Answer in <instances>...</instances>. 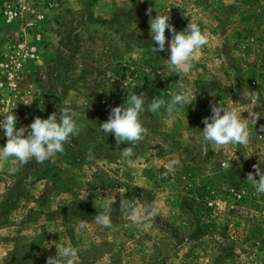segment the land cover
Returning <instances> with one entry per match:
<instances>
[{"label": "rangeland", "instance_id": "rangeland-1", "mask_svg": "<svg viewBox=\"0 0 264 264\" xmlns=\"http://www.w3.org/2000/svg\"><path fill=\"white\" fill-rule=\"evenodd\" d=\"M150 7L152 18L169 14L170 21L177 19L173 26L178 32L197 23L209 43L196 52L189 73L173 71L168 56L157 66L177 75L173 90L183 85L197 92L196 97L178 107L172 118L163 108L141 116L143 126L153 129L154 140L138 144L129 160L122 156L126 142L116 145L114 135L106 137L98 127L111 107L128 106L129 71L133 77L153 80V67L144 63L140 49L124 46L121 32L110 31L129 21L139 24L144 16L149 31ZM169 34L166 30L165 36ZM249 91L260 97V107L253 111H264V0H0V114L12 110L19 128L37 116L46 119L71 107L82 129L54 162L32 159L12 172L15 158L0 160V264H46L49 256L57 253L59 258L60 249L69 245L77 249L75 264L186 261L188 244L171 230L179 225L177 199L187 182L181 170L189 158L179 145L206 155V167H222L231 159L238 165L243 157L249 164L241 171L243 177L254 173L253 164L264 169V117L255 125L247 119L252 107ZM210 102L235 106L247 119V144L203 142L202 120L211 116ZM5 144L0 129V147ZM89 150L92 159L86 158ZM255 197L248 210L257 219L254 231L261 233L243 244L249 254L235 251L238 257L230 264H264L254 258L264 244V198ZM111 202L112 226L96 225L94 216ZM128 202H133L131 209L120 207ZM146 204L158 206L154 220L144 219ZM133 213L143 222H136ZM81 222L84 229L79 228ZM242 231V225L228 227L234 236ZM200 252L194 248V254ZM198 255L197 262L204 264L205 258Z\"/></svg>", "mask_w": 264, "mask_h": 264}, {"label": "clouds", "instance_id": "clouds-1", "mask_svg": "<svg viewBox=\"0 0 264 264\" xmlns=\"http://www.w3.org/2000/svg\"><path fill=\"white\" fill-rule=\"evenodd\" d=\"M152 8L147 9L149 15V35L156 47H152L154 53L167 51L168 62L173 71L189 73L194 67L195 54L203 46L209 43L208 37L204 34L197 23H188L183 31H177L169 22L170 16L156 14L151 17ZM171 34V39L167 40L165 31ZM168 45L167 49L165 45ZM197 92L183 89V85H177V89L170 91V99L165 101L161 98L148 100L145 92H132L127 100L128 106L111 107L108 118L99 125V130L106 137L113 134L116 145L126 142L129 146L123 148L122 156L131 160L134 156L135 147L140 144L148 134V129L143 126L141 116L146 112L156 113L164 109L167 116L172 118L178 107H186L195 100ZM251 100V111L249 114L253 125L257 120L264 117V111L256 112L254 108L260 107L259 94L249 91ZM211 116L204 117L202 132L203 142L225 146L228 144L245 145L250 140L249 126L246 118H242L235 106L226 107L224 105L210 102ZM15 108V107H14ZM58 113V114H57ZM0 129L6 137V144L0 147V160L6 161L15 158L17 165L10 171H18L20 167L35 159L37 163L44 161L54 162L57 154L64 152V145L69 143L73 137L78 136L82 129L78 125L75 117L76 112L71 107H64L57 112H53L46 119L37 116L28 126L16 127L17 116L11 110L8 113L0 114ZM264 131V125L260 126ZM26 134V135H25ZM207 154V150L205 151ZM88 159L93 158L91 150L87 154ZM233 160V159H231ZM231 160L222 164L224 169L232 167ZM253 172L247 173L246 180L252 182L257 194H264V169L259 164H253ZM254 176H258L256 179ZM121 208L131 209L133 202L120 205ZM113 202L107 203L104 210L94 216V222L104 228L112 226L111 213ZM136 222H143L138 213H133ZM159 215V208L155 204H146L143 208L144 219L154 220ZM80 229L85 228V223L81 222ZM77 256V249L63 246L55 256H49L46 264H75L74 258Z\"/></svg>", "mask_w": 264, "mask_h": 264}, {"label": "trees", "instance_id": "trees-1", "mask_svg": "<svg viewBox=\"0 0 264 264\" xmlns=\"http://www.w3.org/2000/svg\"><path fill=\"white\" fill-rule=\"evenodd\" d=\"M146 18V16L142 17L139 24L135 25L130 24L128 20L126 27L117 29V31H110V33L121 32L124 36V46L127 49H140L144 63L146 65L148 63L153 67L151 69L154 75L153 80H149L144 76L139 78L136 75V77H133L132 74L134 72L129 71L127 77L132 83L129 89L134 90L137 94L145 92L149 101L152 98L165 100L168 97V92L174 88L171 82L173 77L176 80L177 75L166 67L165 71L158 70L157 66L160 67L163 64L168 53L167 51L158 53L152 51V47H156V44L151 41L149 31H147ZM171 20L170 23L175 25L177 19ZM166 39H171V35L169 34ZM116 48L114 45V53ZM126 69H129V67ZM130 90L127 92L126 100L133 92ZM147 113L148 111L142 116L148 115ZM153 134V129H150L148 135L140 144H144L145 140H151ZM157 142L159 143V141ZM126 145L129 146L127 143ZM159 148L160 152H163V148L160 145ZM179 149L186 152V156L189 158L186 159L187 161L181 170L187 177V182L184 184V192L180 193L179 191L180 195L177 199L179 225L171 227V230L180 233L188 244V258L179 264H199L196 260L199 257L198 254L205 258L204 264H230L238 257L235 251L242 254L246 252L245 254L248 255L249 249L243 247V244L246 245L255 232H258V235L261 233V231L256 229L254 231L257 219L248 210L251 202L256 199L255 194H257L252 182L247 181L246 176L243 177L242 175V172L249 166L248 161L244 162L243 157H240L239 164H231L232 167L228 169L220 166L206 167L202 161L206 163L207 156L202 157L201 151L192 154L190 148L180 145ZM255 178L258 179V177ZM229 180L232 181L230 186L226 184ZM229 187H232L231 191ZM144 192L145 190L141 191L140 194ZM258 197L263 199L264 194H258ZM260 214V220L262 221L264 220V211H261ZM65 215L63 213V216ZM237 225H242L243 231L240 235L234 236L228 232V227ZM195 247H198L201 252L194 254ZM257 250L259 254L256 251L254 258L258 257L264 260V244ZM160 261L164 263L165 258L162 257ZM12 264H16V261Z\"/></svg>", "mask_w": 264, "mask_h": 264}, {"label": "built area", "instance_id": "built-area-1", "mask_svg": "<svg viewBox=\"0 0 264 264\" xmlns=\"http://www.w3.org/2000/svg\"><path fill=\"white\" fill-rule=\"evenodd\" d=\"M9 76H11V75L9 74Z\"/></svg>", "mask_w": 264, "mask_h": 264}]
</instances>
